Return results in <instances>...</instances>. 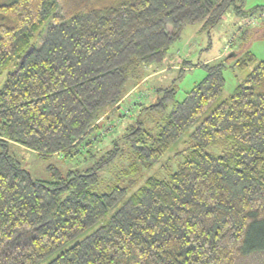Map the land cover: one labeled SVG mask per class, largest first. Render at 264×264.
<instances>
[{"label":"trees","instance_id":"trees-1","mask_svg":"<svg viewBox=\"0 0 264 264\" xmlns=\"http://www.w3.org/2000/svg\"><path fill=\"white\" fill-rule=\"evenodd\" d=\"M244 4H0V264H37L97 222L46 264H264V62L251 51L234 54L233 67L252 69L194 129L183 161L167 179L147 178L112 214L125 188L96 192L94 186L120 154L119 143L128 145L132 166H153L219 97L225 63L201 64L204 78L169 111L173 88L155 104H136L139 116L163 114L155 128L133 120L101 154L91 148L97 137L89 139L108 114L119 113L147 67L167 57L185 27L200 24L208 32L229 10L243 17L264 12V6L246 11ZM216 143L226 149L206 151ZM11 144L45 158L96 159L64 174L51 166V180L43 181L19 165Z\"/></svg>","mask_w":264,"mask_h":264},{"label":"rangeland","instance_id":"rangeland-1","mask_svg":"<svg viewBox=\"0 0 264 264\" xmlns=\"http://www.w3.org/2000/svg\"><path fill=\"white\" fill-rule=\"evenodd\" d=\"M10 1L0 0V4H6ZM257 6H264V0H245L244 9L246 11ZM259 11L255 14L257 18V24L255 25L245 26L244 23L248 17L237 16L233 11L229 10L217 26L208 32L201 30L200 24L185 27L180 39L171 45L167 57L161 63L147 67L145 78L131 89L129 95L121 102L119 113L108 114L107 119H103L100 122V124L105 122V125L101 126L102 128L99 132H92L89 139L95 136L97 140L93 141L91 148L95 149L97 153L99 148V154H101L102 151L105 152L112 148L111 142L119 138L124 133L123 129L126 125L133 120H143L149 127L155 128V122H158L163 114L155 112L149 115L144 111L142 112L144 114L139 116V106L136 104H155L158 98L164 95L166 89L173 88L175 90L174 98L168 102L166 109V111H169L175 102L182 101L186 93L204 78L206 71L200 66L201 64L213 65L221 61L225 63L223 70L225 83L219 97L208 106L153 166L147 169L139 168L137 164L132 166L128 145L119 143L120 154L114 161L98 172L97 183L94 186L96 192H106L113 187L125 188L123 198L108 214L114 213L147 178L167 179L169 174L176 169V166L183 161L186 149L193 143L191 134L194 129L219 102L226 99L233 92L236 85L252 69V66H250L242 72L233 67L236 60L234 54L239 55L243 51L249 50L255 56L256 62H264V12ZM261 13L263 15H260ZM182 62H185V68ZM4 78L5 74L0 77V86ZM122 114L127 116H120ZM137 116L139 117L137 118ZM152 120L155 121L152 122ZM205 149L208 152L220 153L226 149V145L224 143H216ZM9 153L21 167L29 171L34 179L43 181L51 180V173L48 169L51 166L58 169L61 174H64L70 169L83 170L96 159L95 156V159L88 160L81 154H73L71 156L57 155L45 158L37 155L34 151L15 144L9 146ZM100 224L101 222L95 223L37 264L48 263L62 250L81 241L95 231Z\"/></svg>","mask_w":264,"mask_h":264},{"label":"built area","instance_id":"built-area-1","mask_svg":"<svg viewBox=\"0 0 264 264\" xmlns=\"http://www.w3.org/2000/svg\"><path fill=\"white\" fill-rule=\"evenodd\" d=\"M260 15H263V13H261ZM257 18L254 16H250L248 17L247 21H245L244 25L245 26H249V25H255L257 24Z\"/></svg>","mask_w":264,"mask_h":264}]
</instances>
